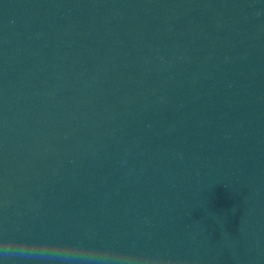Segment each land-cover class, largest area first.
Segmentation results:
<instances>
[{"label": "water", "instance_id": "95a60500", "mask_svg": "<svg viewBox=\"0 0 264 264\" xmlns=\"http://www.w3.org/2000/svg\"><path fill=\"white\" fill-rule=\"evenodd\" d=\"M0 264H264V0H0Z\"/></svg>", "mask_w": 264, "mask_h": 264}]
</instances>
